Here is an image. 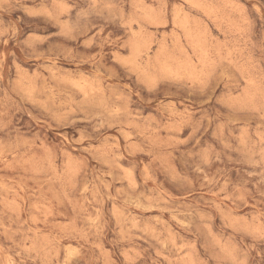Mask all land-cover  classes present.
Here are the masks:
<instances>
[{"label":"rangeland","instance_id":"rangeland-1","mask_svg":"<svg viewBox=\"0 0 264 264\" xmlns=\"http://www.w3.org/2000/svg\"><path fill=\"white\" fill-rule=\"evenodd\" d=\"M0 264H264V0H0Z\"/></svg>","mask_w":264,"mask_h":264},{"label":"bare ground","instance_id":"bare-ground-1","mask_svg":"<svg viewBox=\"0 0 264 264\" xmlns=\"http://www.w3.org/2000/svg\"><path fill=\"white\" fill-rule=\"evenodd\" d=\"M138 55V54H137Z\"/></svg>","mask_w":264,"mask_h":264}]
</instances>
